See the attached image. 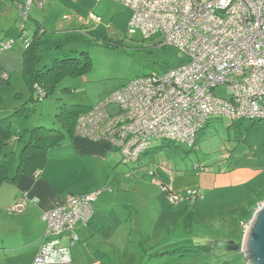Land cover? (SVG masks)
<instances>
[{
	"label": "rangeland",
	"instance_id": "obj_1",
	"mask_svg": "<svg viewBox=\"0 0 264 264\" xmlns=\"http://www.w3.org/2000/svg\"><path fill=\"white\" fill-rule=\"evenodd\" d=\"M120 37L124 40L122 43L100 38L79 40L76 45L70 38L62 37L65 42L60 41V49L55 48L58 42L55 38L45 37L39 46L42 52L39 67H49L57 52L61 58L65 55L74 58V67L83 61L90 65L80 75L67 74L60 78L50 94L41 99H31L32 92L19 75L18 82H13V87L19 90L12 87L1 92L0 118L7 117L12 133L22 134L25 139L26 129L55 128V114L64 106H96L134 77L161 73L181 63L182 58L174 47L153 45L158 35L143 40L139 31L130 32L126 28L120 30ZM11 40L12 46L3 51L20 50L21 62L24 46ZM16 91L18 97L14 94ZM212 94L228 98L227 85H216ZM16 107H21L18 115L13 114ZM117 108L115 103L107 106L109 112ZM195 139L193 147L156 139L152 143L155 147L137 163L124 162L120 152L114 149L112 153L118 163L106 164L105 169L100 165L92 180H89L92 163L83 169L69 165L65 170L68 172L65 186L78 189L98 183V190H93L97 191L98 201L106 197L113 203L99 209L97 201L94 206L97 219L93 213L86 223L78 220L74 227L85 231L92 243L108 251L111 257L116 254L115 264H137L148 255L151 259L146 264H247L240 249L244 230L240 222L245 224L248 220H240L239 209L264 177V118L212 117ZM21 144V141L9 140L5 151L14 149L15 157L3 154L0 158L10 175L15 173ZM157 181L172 187L182 199L170 202ZM195 195L198 197L194 200ZM191 211L194 215L191 220L183 221ZM133 219H137L138 229L133 226L128 235ZM44 224L41 233L46 229L45 221ZM144 232L150 235L145 241L139 234ZM5 234L19 235L9 231ZM68 235V232L61 234L62 244L68 242ZM80 236L70 247L76 252L75 259L86 264L90 255L81 233ZM28 257V254L18 256V264H26ZM11 261L0 259V264Z\"/></svg>",
	"mask_w": 264,
	"mask_h": 264
},
{
	"label": "built area",
	"instance_id": "obj_2",
	"mask_svg": "<svg viewBox=\"0 0 264 264\" xmlns=\"http://www.w3.org/2000/svg\"><path fill=\"white\" fill-rule=\"evenodd\" d=\"M118 1L131 10L130 32L139 31L144 40L158 35L153 45L174 47L182 60L161 73L134 77L80 113L75 135L105 141L124 162L137 163L156 139L191 146L196 131L212 116L264 118V0ZM33 2L42 7L45 0L21 2L22 19ZM89 18L99 20L94 14ZM22 39L28 43V37ZM12 43L0 41V50ZM218 84L227 85L228 98L212 94ZM110 103L117 104L116 111L107 110ZM157 182L170 202L182 199L172 187ZM96 194L71 193L59 205L42 210L46 229L34 264L70 262L68 247L59 238L68 232L70 245L79 240L74 225L91 216ZM25 204L20 200L9 211H21ZM263 204L264 200L256 202L253 213ZM250 219L240 222L243 232Z\"/></svg>",
	"mask_w": 264,
	"mask_h": 264
},
{
	"label": "crops",
	"instance_id": "obj_3",
	"mask_svg": "<svg viewBox=\"0 0 264 264\" xmlns=\"http://www.w3.org/2000/svg\"><path fill=\"white\" fill-rule=\"evenodd\" d=\"M21 2L23 1L0 0V41L12 38L24 46L22 37L30 38L40 28L43 29V33L39 37V46L45 37L55 38L58 41L55 43V48L58 49L62 47L59 44L60 41L65 42L61 39L62 37L70 38L74 45L79 40L94 41L100 38H111L122 43L124 40L120 37V30H126L131 17V10L118 0H45L42 7L35 2L31 3L24 23L25 28L22 30L19 10ZM89 14L97 15L99 20L89 18ZM19 53L20 50H0V96L3 90L12 88L13 82H18L19 75L21 76L22 54L20 62ZM58 54L57 52V57H59ZM13 90L19 89L13 87ZM18 93V91L14 92L16 97ZM65 140L48 150L45 165L37 175L22 174L14 184H0V230L3 231V234H0V259L2 261L12 260L9 264H18L17 257L28 254L26 264H34V254L43 239L41 232L45 227L41 218L42 210L59 205L68 194L98 190V183L82 185L78 189H73L70 185L65 186L64 182L68 175L65 170L69 165L75 164L78 169H83L86 164L92 163L90 165L92 178L89 179L92 180L96 178L95 174L100 165L105 169L106 164L114 166L118 163L112 153L114 149L105 141L91 140L75 134ZM12 150L15 155V150ZM20 198L26 202L24 209L17 212L9 211V208ZM97 201L96 198L91 213V215L95 213V220L98 212L94 206ZM98 202L99 209L100 206L108 208L113 204L106 197H101ZM131 222L133 224H130L128 235L131 234L132 227L136 226L137 219ZM75 229L79 240L82 238L80 233L83 235L82 240H85L89 251L90 256L86 264H108L106 260L115 264L113 257L116 254L111 257L108 251L92 243L85 231ZM6 231L19 233V235L9 237L5 234ZM59 241L61 243L60 238ZM68 244L69 237L68 242L62 245L68 247L70 262L60 264H84L82 260L75 259L76 252Z\"/></svg>",
	"mask_w": 264,
	"mask_h": 264
},
{
	"label": "trees",
	"instance_id": "obj_4",
	"mask_svg": "<svg viewBox=\"0 0 264 264\" xmlns=\"http://www.w3.org/2000/svg\"><path fill=\"white\" fill-rule=\"evenodd\" d=\"M20 21L21 23H23V27L21 29L24 30V23L26 19L24 20L20 18ZM38 29L28 39V43L24 44V50L22 53L21 76L26 84V87L29 89L30 92H32L31 99H41L43 97L48 96L53 90L54 85L60 78L67 74L80 75L84 73L86 71L87 66L90 65V63H88L87 61H83L79 67H74V58L69 57V55H65L62 58L57 56L52 57V64L47 68L46 65L43 68L39 67L38 62L40 61L42 56V52L39 48V37L43 33V29H40V31ZM84 58L86 59V57ZM32 94L35 95V98H33ZM1 103L2 98L0 96V104ZM88 108H90V106H76L74 108L64 106L62 107V110L59 113L55 114L56 119L54 121V124L57 125L55 128L43 130V128L41 127H34L32 130L29 131L26 129L27 137L25 139H23L22 134L12 133L9 127V120H7V117L0 118V158L3 154L7 157H15L12 149H8L7 151H5V147L9 140L12 139L14 141L22 142L18 155V164L13 175L9 174L7 166L4 165V163H1L0 160V184H14L20 175L23 174L31 176L35 174L36 171H40L47 160L48 150L52 147L60 145L65 138L70 137L72 134H74V125L77 116L80 113L85 112ZM20 110L21 107H16L13 114H20ZM211 118L207 119L203 123V125L196 131L194 141L191 146L188 144L183 145L193 147L196 143V134L209 123V120ZM154 147L155 146H151L144 153L149 152ZM262 200H264V177L252 189V192L246 200L245 204L239 209L241 217L240 220H249L256 207V202ZM193 216V211L188 212L182 220L185 222L188 220L190 221ZM139 234L140 237L144 239V241L150 238V235L146 232ZM201 246L203 248L206 247L203 245H199L198 247ZM194 249L196 248L194 247ZM107 258L110 259L109 256H107ZM150 259L151 257L149 258L148 255L146 259L139 260L137 264H146L148 261H150ZM105 262H107L108 264H114L112 262H108L107 260Z\"/></svg>",
	"mask_w": 264,
	"mask_h": 264
},
{
	"label": "water",
	"instance_id": "obj_5",
	"mask_svg": "<svg viewBox=\"0 0 264 264\" xmlns=\"http://www.w3.org/2000/svg\"><path fill=\"white\" fill-rule=\"evenodd\" d=\"M242 237L240 249L247 264H264V204L253 213Z\"/></svg>",
	"mask_w": 264,
	"mask_h": 264
},
{
	"label": "clouds",
	"instance_id": "obj_6",
	"mask_svg": "<svg viewBox=\"0 0 264 264\" xmlns=\"http://www.w3.org/2000/svg\"><path fill=\"white\" fill-rule=\"evenodd\" d=\"M253 214V213H252ZM252 217V216H251Z\"/></svg>",
	"mask_w": 264,
	"mask_h": 264
}]
</instances>
